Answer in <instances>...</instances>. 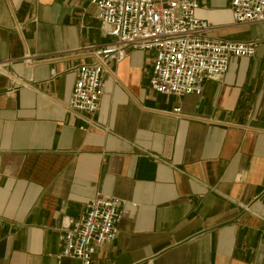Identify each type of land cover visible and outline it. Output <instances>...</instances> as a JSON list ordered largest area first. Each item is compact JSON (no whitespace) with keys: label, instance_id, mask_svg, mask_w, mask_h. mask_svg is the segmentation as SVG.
Listing matches in <instances>:
<instances>
[{"label":"crops","instance_id":"1","mask_svg":"<svg viewBox=\"0 0 264 264\" xmlns=\"http://www.w3.org/2000/svg\"><path fill=\"white\" fill-rule=\"evenodd\" d=\"M203 1L209 36L256 41L254 57L180 98L131 50L88 115L66 102L105 41L90 0H0V264H81L59 261L60 237L98 193L137 206L93 264H264V21Z\"/></svg>","mask_w":264,"mask_h":264},{"label":"built area","instance_id":"2","mask_svg":"<svg viewBox=\"0 0 264 264\" xmlns=\"http://www.w3.org/2000/svg\"><path fill=\"white\" fill-rule=\"evenodd\" d=\"M94 19L105 39L86 46L93 60L74 69L75 81L66 110L94 115L104 94V77L129 51L152 54L149 84L159 94L183 98L200 95L207 81L223 77L231 57L252 58L257 42L213 39L212 27L197 15L203 0H90ZM235 25L264 21V0H230ZM25 60L31 62V55ZM2 64H0V69ZM176 113L180 109H175ZM136 207L117 196L96 194L78 221L67 217L60 237L59 261L78 259L93 264L97 247L112 243L125 209Z\"/></svg>","mask_w":264,"mask_h":264}]
</instances>
